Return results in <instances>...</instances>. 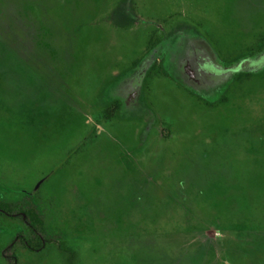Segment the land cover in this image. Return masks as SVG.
I'll return each mask as SVG.
<instances>
[{
	"label": "rangeland",
	"instance_id": "rangeland-1",
	"mask_svg": "<svg viewBox=\"0 0 264 264\" xmlns=\"http://www.w3.org/2000/svg\"><path fill=\"white\" fill-rule=\"evenodd\" d=\"M261 40L264 0H0V203L45 242L0 214V264H264ZM198 46L241 79L201 91Z\"/></svg>",
	"mask_w": 264,
	"mask_h": 264
},
{
	"label": "flooded vegetation",
	"instance_id": "flooded-vegetation-1",
	"mask_svg": "<svg viewBox=\"0 0 264 264\" xmlns=\"http://www.w3.org/2000/svg\"><path fill=\"white\" fill-rule=\"evenodd\" d=\"M156 40V39H155ZM154 40L150 39L148 44H147V53L145 54V56L143 57V60L142 63L138 62V64H135V66H138L136 67L137 69L136 70V73L130 75V77L128 78L127 82H126V86L127 88L125 89V94L130 92L135 94L136 93V87L138 86V83L140 80H138V78L140 77V75L143 74V72L146 70V67L150 65V62L156 58H158V55H157V52H158V47L157 45H154ZM201 46V45H199ZM195 50H193L191 53L190 51H184V53L180 54V53H177L179 54L178 55V58L180 59L182 65L185 66V60L187 58V70L190 72L189 74L192 75V77L195 78V75H198L200 79H196L197 81H199V83H201V86L198 87L201 91H207L205 89H207V84H205L210 78L212 77H217L219 74H223L224 76H230V77H233V78H238L237 75L241 74V69L240 68H237V67H233L231 68L229 71L228 69L224 66L222 67L221 65H219L218 62L216 61H210L207 57V54H209L208 51H206V49L204 47H199ZM260 54V53H259ZM186 56V57H185ZM259 56V55H258ZM264 56V53H261L260 54V57ZM259 58V57H258ZM247 60L248 62H255L257 61V56L255 55L254 58H249V59H245L244 61H240L239 62V66L240 64H246L247 65ZM244 62V63H242ZM155 63V62H154ZM154 63H151L152 65ZM163 65L162 64V68H163ZM167 66V65H166ZM166 66H164V69L166 70ZM235 66V65H234ZM238 66V67H239ZM214 72H217L216 74ZM200 75H199V74ZM202 76V77H201ZM206 76V77H205ZM138 80L137 84H135V81ZM204 81H206L205 83H203ZM208 83V82H207ZM6 215V214H5ZM14 215H17L19 218H21L23 220V222L25 223L26 227H27V230L31 236V231L28 227V222L25 220V217H23V211H19V212H15ZM14 215L10 216V217H13ZM8 216V215H7ZM29 236V237H30ZM39 236L43 239L41 233H39ZM28 237V238H29ZM24 236H22V234H18L16 235V237L14 238L13 241H11L10 243V246H14L15 244V241L18 242L22 247L30 250V251H37L39 249H41L45 242H43L42 246L40 248H37L36 250H31L29 248V246H26V244H24L23 242H21V239H28ZM44 241V239H43ZM9 260H10V264H14V261L16 260L15 259V254L13 252H10V255H9Z\"/></svg>",
	"mask_w": 264,
	"mask_h": 264
},
{
	"label": "trees",
	"instance_id": "trees-1",
	"mask_svg": "<svg viewBox=\"0 0 264 264\" xmlns=\"http://www.w3.org/2000/svg\"><path fill=\"white\" fill-rule=\"evenodd\" d=\"M257 47H258L257 51L260 52V50L264 48V40H261L258 43ZM237 76L239 79H241L242 77L241 74ZM120 106H121V101L118 97H116V99H114L113 102L109 104L108 106L109 109L107 110L108 112L106 111L104 115L106 117L108 115H112ZM21 211H23L22 216L25 217V220L28 222V227L31 231V236L26 240L21 239V242L26 244V246H29L31 250H36L37 248H40L44 242L43 239L39 236V233H41L40 228L42 225V218L40 214L37 212L36 208L32 206ZM14 213L15 210L10 208L7 204L0 203V214H6L8 216H12L14 215ZM56 247L59 250V252L62 255H64L67 264H76L75 261L76 252L74 251V249L61 242L57 243Z\"/></svg>",
	"mask_w": 264,
	"mask_h": 264
},
{
	"label": "water",
	"instance_id": "water-1",
	"mask_svg": "<svg viewBox=\"0 0 264 264\" xmlns=\"http://www.w3.org/2000/svg\"><path fill=\"white\" fill-rule=\"evenodd\" d=\"M195 78H196V79H197V78L200 79L198 75H195Z\"/></svg>",
	"mask_w": 264,
	"mask_h": 264
}]
</instances>
